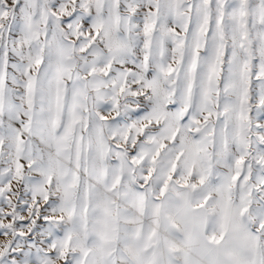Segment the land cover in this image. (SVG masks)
I'll list each match as a JSON object with an SVG mask.
<instances>
[{"label":"snow or ice","instance_id":"6c2138e0","mask_svg":"<svg viewBox=\"0 0 264 264\" xmlns=\"http://www.w3.org/2000/svg\"><path fill=\"white\" fill-rule=\"evenodd\" d=\"M0 264H264V0H0Z\"/></svg>","mask_w":264,"mask_h":264}]
</instances>
